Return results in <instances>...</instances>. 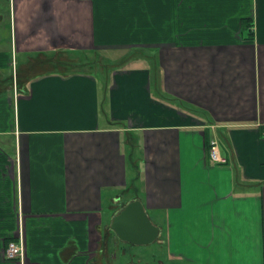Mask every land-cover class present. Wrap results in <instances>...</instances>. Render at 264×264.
<instances>
[{
    "label": "crops",
    "instance_id": "1",
    "mask_svg": "<svg viewBox=\"0 0 264 264\" xmlns=\"http://www.w3.org/2000/svg\"><path fill=\"white\" fill-rule=\"evenodd\" d=\"M8 4L0 264L116 258L132 200L174 264H264V0Z\"/></svg>",
    "mask_w": 264,
    "mask_h": 264
},
{
    "label": "water",
    "instance_id": "2",
    "mask_svg": "<svg viewBox=\"0 0 264 264\" xmlns=\"http://www.w3.org/2000/svg\"><path fill=\"white\" fill-rule=\"evenodd\" d=\"M111 228L116 236L138 246H147L157 241L160 228L153 224L140 200L130 201L115 215ZM135 264V263H131Z\"/></svg>",
    "mask_w": 264,
    "mask_h": 264
},
{
    "label": "rangeland",
    "instance_id": "3",
    "mask_svg": "<svg viewBox=\"0 0 264 264\" xmlns=\"http://www.w3.org/2000/svg\"><path fill=\"white\" fill-rule=\"evenodd\" d=\"M3 15H4L5 23L3 22V24L0 28V34H1V36H0L1 37L0 48H3L4 46L10 47V21H9V19H10V6H9V4H8V6L5 7V11H4ZM11 56H14V55H10V57ZM13 62H14V59H13ZM6 71L10 72L11 70L7 69ZM14 84H16L15 81H14ZM13 103H14V99L12 98V104ZM118 214H119V212H118ZM161 236L162 235L160 234L159 237H161ZM159 240L160 239L158 238L157 241H159ZM160 245H161V243L159 242V245H157L156 243H153V244H150L147 246H138L137 245V246L130 247V245H126L123 242H119L117 246H114L115 248H117L116 249L117 261L115 264H127L128 262H131L132 259L135 261V263H138V264H153L152 259H151V255H154L156 258H158V260L160 261V264H174L176 261L174 262L172 259L169 258L168 254H167L166 247L160 246ZM121 246H127L128 248H132L134 256L131 257L129 254H127V255L122 254L121 248H120ZM162 250H164V253ZM120 255H122V256L120 257ZM115 259L116 258H114V256L110 257V259L105 260V261H104V259L102 261V258H101V261L99 264H114ZM106 262H108V263H106ZM177 262H179V261H177ZM154 264H156V262Z\"/></svg>",
    "mask_w": 264,
    "mask_h": 264
},
{
    "label": "built area",
    "instance_id": "4",
    "mask_svg": "<svg viewBox=\"0 0 264 264\" xmlns=\"http://www.w3.org/2000/svg\"><path fill=\"white\" fill-rule=\"evenodd\" d=\"M211 156L216 163H221L223 160L220 156L219 146L217 142H212L210 150ZM26 255V245L23 238L19 241H11L6 249V256L11 260L24 261Z\"/></svg>",
    "mask_w": 264,
    "mask_h": 264
},
{
    "label": "flooded vegetation",
    "instance_id": "5",
    "mask_svg": "<svg viewBox=\"0 0 264 264\" xmlns=\"http://www.w3.org/2000/svg\"><path fill=\"white\" fill-rule=\"evenodd\" d=\"M13 59H14V62H13ZM15 59H16V55H14V56H11V57H9V59H8V61H7V65H6V67H7V69H10L11 71L10 72H8V73H6V74H8L7 75V77H12V80L11 81H17L16 80V78H15V76H13V74H15L16 72H15V65H16V61H15ZM13 77H14V79H13ZM17 85V84H16ZM117 239H118V242H117V244H116V246L118 245V243L119 242H123L124 244H126V245H130V247H132V246H137V245H135V244H132V243H130V242H127V241H122V240H120L118 237H117ZM154 243H156L157 245H159V242H154ZM160 246H162V244L160 245ZM121 248V253L122 254H124V255H127V254H129L131 257H133L134 256V253H133V251H132V248H128L127 246H121L120 247ZM115 250L117 249V248H114ZM163 252H164V250H162ZM122 255H120V257H121ZM151 259H152V262H153V264L156 262V264H160V261L158 260V258H156L154 255H151ZM116 261H117V252H116V259H115ZM156 260V261H155ZM131 263H135V261L132 259L131 260V262H128L127 264H131ZM135 264H138V263H135Z\"/></svg>",
    "mask_w": 264,
    "mask_h": 264
},
{
    "label": "trees",
    "instance_id": "6",
    "mask_svg": "<svg viewBox=\"0 0 264 264\" xmlns=\"http://www.w3.org/2000/svg\"><path fill=\"white\" fill-rule=\"evenodd\" d=\"M252 26V24L249 22V23H243V25H242V27L244 28V29H249L250 27ZM211 147H212V145H211ZM211 147H210V149H211Z\"/></svg>",
    "mask_w": 264,
    "mask_h": 264
}]
</instances>
